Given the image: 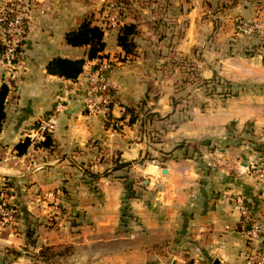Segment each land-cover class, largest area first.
<instances>
[{
  "label": "crops",
  "instance_id": "1",
  "mask_svg": "<svg viewBox=\"0 0 264 264\" xmlns=\"http://www.w3.org/2000/svg\"><path fill=\"white\" fill-rule=\"evenodd\" d=\"M114 1L125 8L121 25L104 31L103 54L112 63L108 79L114 91L108 117L90 115L84 108L92 61L77 80L61 77L59 70L48 72L56 60L87 58L89 46L68 45L66 35L88 15L102 28L106 9L101 0H40L11 81L0 56V86L7 83L11 90L0 134V182L11 183L18 213L16 228L0 238V250L29 254L35 246L70 239L83 252H77L76 264L84 259L88 264H242L259 241L242 233L237 201H246L264 221V184L247 173L246 147L231 143L249 129L264 140V58L246 53L257 40L237 37L234 23L239 18L264 23V0ZM126 24L137 25L139 32L130 57L118 46L120 27ZM174 55L195 61L203 80L217 76L231 82L236 95L197 98L185 119L182 108L174 110L171 104L175 87L161 79ZM151 83L160 96L145 108L169 118L129 124L127 109L153 97ZM58 105L63 110L55 147L32 146L19 156L15 146ZM183 141L200 145V153L176 149ZM150 154H168V159L157 164L148 160ZM117 159L132 165L114 172ZM89 172L108 175L92 181ZM132 176L146 186L134 185L137 197L128 201L123 224L125 178L133 181ZM53 196L56 205L72 210L75 237L47 226L48 210L40 202L47 197L52 203ZM11 264L34 262L21 254Z\"/></svg>",
  "mask_w": 264,
  "mask_h": 264
},
{
  "label": "built area",
  "instance_id": "2",
  "mask_svg": "<svg viewBox=\"0 0 264 264\" xmlns=\"http://www.w3.org/2000/svg\"><path fill=\"white\" fill-rule=\"evenodd\" d=\"M40 0H6L0 4V54L5 68L12 70L20 60L19 50L24 47L29 23L33 11ZM105 7L104 31L116 28L122 23V4L114 0H101ZM236 36L239 38L252 39L254 36L264 38V23L259 19L246 20L239 18L234 23ZM264 58V52L260 54ZM87 69V89L85 93L84 108L90 115L110 116L114 101L113 87L106 76L111 70L112 63L108 59L89 62ZM12 72V71H10ZM63 106L58 105L47 118L40 121L37 130L30 133L29 138L32 144L44 140L48 132L55 133L58 128V117ZM258 179L264 183V168L256 171ZM56 197L53 196L52 203L56 204ZM237 208L240 213V225L242 233L249 241L258 240L259 246L249 249L242 264H264V221L255 216L252 208L243 200L237 201ZM15 222L14 210L10 209L5 202L0 204V229Z\"/></svg>",
  "mask_w": 264,
  "mask_h": 264
},
{
  "label": "trees",
  "instance_id": "3",
  "mask_svg": "<svg viewBox=\"0 0 264 264\" xmlns=\"http://www.w3.org/2000/svg\"><path fill=\"white\" fill-rule=\"evenodd\" d=\"M125 6V5H123ZM125 8V7H124ZM93 16L88 15L85 17V19L81 22L79 28L76 31L70 32L66 35V42L68 45L74 46V47H82V46H89V52L86 59H80L76 61L71 60H56L55 62L49 64L48 66V72L54 73L55 70H59L61 77H64L69 80H77L78 77L84 73L85 65L88 61H102L103 59H106L104 56V51L106 48V44L104 42V30L103 28L93 25ZM138 28L135 24H126L120 27V32L118 36V46L123 50L126 57H130L135 55V51L137 49V44L135 42L136 37L138 36ZM252 39L257 40V45L253 47L252 49L247 50L248 55H255V54H261V52H264V38L260 36H254ZM25 45V42L24 44ZM19 52L22 54L23 49L21 48ZM2 53V50L0 49V54ZM171 58H175V55ZM170 58V59H171ZM173 59L172 63H169V67H176L173 64H175V60ZM197 75V74H196ZM198 76V75H197ZM197 79V78H196ZM197 81H200L203 85H196L198 89H203V93H205V96L207 98H212L215 96H220L222 98H227L230 96H235V87L231 82L223 81L217 76L213 77L210 80H203L202 78L198 77ZM187 83L184 84V87H186ZM149 93L153 95V97L150 99V95L146 96L145 99L141 102V105H139L137 108H128L127 112L130 114L129 124L133 125L136 123L141 117L147 116L150 114L148 112L147 103L149 100L157 101L159 98V91L157 88L154 87V85L151 83L149 84ZM10 87L7 83H3L0 86V134L2 133L5 121L7 119V103L10 98ZM182 100L181 102H183ZM178 102L172 98V107L174 110L178 107ZM113 107V104H112ZM202 108H204V105H202ZM187 112V111H185ZM169 116L165 118H161L158 114H152L151 116H147V118L144 119V123L152 124L153 121L157 120H163L167 119ZM143 123V124H144ZM40 126V122L34 123L33 127L34 130H37ZM54 134L48 132L45 134L44 140L38 142L37 144H32L31 139L29 136L25 137L20 143H18L15 146V151H17V154L19 156L25 155L29 148L34 146L36 149H43V150H52L55 147V139ZM158 141V140H157ZM199 146L197 143H191L183 141L181 142L176 149H184L188 151L190 148L195 152H199ZM168 159V155L163 159V161H166ZM132 163H123L120 162V160H116L114 163V167L112 171L116 172L119 170H122L124 168L130 167ZM89 177L92 179V181H95L96 179L100 178L101 176L106 177L108 173H104L102 175L92 174L88 173ZM125 188L127 191V196L123 201V208H122V222L123 224H126V219L129 217V205L128 201L130 199L136 198V190L134 189V182L129 180L128 177L125 178ZM12 255H14L16 258H18L20 255L18 252L11 251L9 252ZM1 264V262H0Z\"/></svg>",
  "mask_w": 264,
  "mask_h": 264
},
{
  "label": "rangeland",
  "instance_id": "4",
  "mask_svg": "<svg viewBox=\"0 0 264 264\" xmlns=\"http://www.w3.org/2000/svg\"><path fill=\"white\" fill-rule=\"evenodd\" d=\"M111 29H113V28H111ZM175 58L176 59L171 58V59L167 60V62H166V64H168L167 69L163 70L161 79L164 81H170L171 82L170 84L173 87H175L176 92L171 97V104H172V98H174V100L176 102H178L177 108H179L180 110L182 108L183 116L185 119H187L190 117L191 109L195 106V103H196L195 100L197 98L198 99H201V98L204 99L207 96H205V93H203V89H200L197 91V89H198L197 86L203 85L202 83H200V81H197V79L199 77L196 75L198 64L195 61L189 59L188 57L175 55ZM173 59L175 60V64H173V65L176 67L170 68L169 63H172ZM195 64H197V65H195ZM9 69L10 68L6 67V72L8 75L7 80L11 81V77L9 74L16 72L17 66L15 68H13L12 70H9ZM10 71H12V72H10ZM185 83H187L186 87H184ZM197 83H198V85H196ZM160 84H162V82ZM199 93H201V96H199ZM182 100H184V101L181 102ZM202 104H204V103H202ZM179 105H180V107H179ZM185 111H187V112H185ZM148 112H151V110L149 108H148ZM152 114H156V113L151 112L149 115H147L148 118ZM147 116L145 115V116L141 117L140 120L141 121L144 120L145 118H147ZM251 134H252L251 130L249 129V130H247V134H245V136L243 138H241L239 136L238 137L233 136L231 144H232V146H239V145L243 144L246 147L245 152L247 154L244 155V162L247 163V165H248V166H246V168H248L247 173L253 179L257 180L260 183H263L258 179L256 171L258 169L264 168V140L262 139L261 136L257 137V135L254 136L253 134L252 135ZM29 135H30V133H28V136ZM153 136H155V135L151 134V138ZM156 142H158V141H156ZM193 152L194 151H192V153ZM198 153H200V152H198ZM166 155H168V154H165V156L159 155L158 157L155 158V157H153L152 154H150L148 157V160L151 162L156 161L157 164H162V163H165V161H163V159L166 157ZM197 156L202 157L201 154L197 155ZM245 156H247V157L245 158ZM192 157H194V154ZM132 180L136 185L139 182L141 183L140 185L137 186V187H139V189L145 188L146 185H144V183L142 182V181H144L143 179L139 180V178H135L132 176ZM139 189H137V190H139ZM11 192H12L11 183L8 180L1 181L0 182V204L2 202H5L10 209L14 210L15 222L13 224L7 226L4 229H0V238L2 237L5 230H7L9 228L14 229L17 226V215H18V213H17V208L11 199V196H10ZM235 199L238 200L237 197H235ZM43 202H45V203L43 204ZM40 203L45 208V211L48 210L46 212V215H44L45 221L47 220L46 221V223L48 224L47 226H49L52 229H55V231L57 233H59V235L64 234V236H66V237H71V236L75 237V235L77 234V229L74 228V227H76L75 226L76 223H74L76 221L73 220L74 215L72 214V210H70L66 206H63L61 203L56 205L55 203H51L50 201L48 202L47 197L43 198ZM56 203H57V201H56ZM52 206H56L57 208L52 209L51 208ZM41 247L42 248H38L37 246H35V248L30 250L29 254H23L20 251L4 248V249L0 250V262H1V264H11L12 261L16 257L9 252L15 251V252H18L19 255H21V254L26 255V256L30 257L31 259H33L34 264H62V261L64 262V264H76L77 255L83 253V252L78 251L77 247L73 244V241H70V239H69L68 243L55 245L52 247L42 245ZM38 249H40V250H38ZM77 252L79 254H77ZM82 259H84V258L82 257L80 259V261H82ZM168 263H170V260L168 261ZM82 264H88L86 259H84Z\"/></svg>",
  "mask_w": 264,
  "mask_h": 264
},
{
  "label": "water",
  "instance_id": "5",
  "mask_svg": "<svg viewBox=\"0 0 264 264\" xmlns=\"http://www.w3.org/2000/svg\"><path fill=\"white\" fill-rule=\"evenodd\" d=\"M109 71H110V70H108L107 73H106V76H107V77H108V73H109ZM166 172H167V171L164 170V173H166Z\"/></svg>",
  "mask_w": 264,
  "mask_h": 264
}]
</instances>
